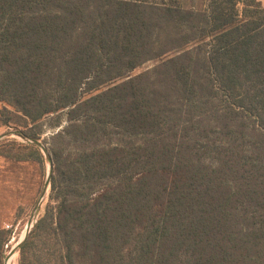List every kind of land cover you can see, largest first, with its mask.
Segmentation results:
<instances>
[{"label":"trees","instance_id":"obj_1","mask_svg":"<svg viewBox=\"0 0 264 264\" xmlns=\"http://www.w3.org/2000/svg\"><path fill=\"white\" fill-rule=\"evenodd\" d=\"M0 127H61L18 264H264L260 0H0Z\"/></svg>","mask_w":264,"mask_h":264},{"label":"rangeland","instance_id":"obj_2","mask_svg":"<svg viewBox=\"0 0 264 264\" xmlns=\"http://www.w3.org/2000/svg\"><path fill=\"white\" fill-rule=\"evenodd\" d=\"M153 63H147L135 70L134 73L150 68ZM59 129L61 127L45 128L39 141L46 146L47 150V140ZM10 130L13 129L0 127V136ZM11 138L24 142L20 137L5 139ZM49 165L46 159L43 164H39L36 162H14L0 156V231L7 232L3 245L0 247V264H18L19 249L17 246L27 234L29 227H32L35 224L34 221L38 220L48 203L50 185L47 186L44 194L43 190L49 173ZM52 172L53 165L50 180ZM41 198V206L37 210L36 206ZM13 252V259H9Z\"/></svg>","mask_w":264,"mask_h":264},{"label":"water","instance_id":"obj_3","mask_svg":"<svg viewBox=\"0 0 264 264\" xmlns=\"http://www.w3.org/2000/svg\"><path fill=\"white\" fill-rule=\"evenodd\" d=\"M9 137H20L22 140H24V142L29 143V144H33V145L37 146L42 151L45 159L49 162V164H50L49 166L50 167H49V173L47 175L46 182H45V189L43 190V194H44L46 192L45 190H46L47 186L50 185V174H51V170H52L51 156H50V154H49L46 146L41 141H39V140H33V139L29 138V137H22L20 135V132L17 131V130H10V131L2 134L0 136V140L5 139V138H9ZM41 201H42V198L40 199V201L38 202V204L36 206L37 207L36 208L37 210L41 206ZM34 223H36V220L34 221ZM33 225H32V227H33ZM32 227H29V229L27 230V234L20 241V243L17 246V249L20 248V246L22 245L23 241L26 239V237L28 236L29 232L31 231Z\"/></svg>","mask_w":264,"mask_h":264},{"label":"bare ground","instance_id":"obj_4","mask_svg":"<svg viewBox=\"0 0 264 264\" xmlns=\"http://www.w3.org/2000/svg\"><path fill=\"white\" fill-rule=\"evenodd\" d=\"M14 257V252L10 255L9 259H13Z\"/></svg>","mask_w":264,"mask_h":264},{"label":"crops","instance_id":"obj_5","mask_svg":"<svg viewBox=\"0 0 264 264\" xmlns=\"http://www.w3.org/2000/svg\"><path fill=\"white\" fill-rule=\"evenodd\" d=\"M260 2L262 3V5L264 6V0H260Z\"/></svg>","mask_w":264,"mask_h":264}]
</instances>
